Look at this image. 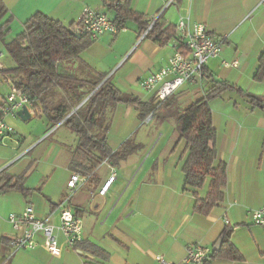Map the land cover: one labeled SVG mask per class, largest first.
<instances>
[{"label": "crops", "instance_id": "crops-1", "mask_svg": "<svg viewBox=\"0 0 264 264\" xmlns=\"http://www.w3.org/2000/svg\"><path fill=\"white\" fill-rule=\"evenodd\" d=\"M3 2L13 17L9 35L12 39L37 13L66 28L78 24L85 8L109 14L114 20L117 15V9H109L104 0ZM124 3L142 14L148 24L161 18L164 27H176L181 17H188L205 25L223 41L222 52L207 65L202 84L184 86L172 99L178 97L183 109L204 97L213 79L228 82L244 92L230 89L210 102L217 132L216 164L227 166L224 200L207 215L195 212V192L198 198H206L209 182L200 190L185 187V142L179 141L175 120V130L168 138L165 125L147 130L136 108L119 105L108 111V145L116 151L132 140L140 148L121 163L123 170L116 174L117 179L105 196L99 192L110 177L107 166H102L71 196L70 205L84 223L82 244L74 250L67 249L61 258L51 256L41 247L15 253L10 246V240L16 236L8 220L11 214H22L31 205L40 218L59 224V208L70 195L67 185L75 173L70 169V161L78 140L61 126L49 136L53 142H46L48 139L43 135L51 124L45 116L37 118L34 112H30L31 119L26 123L36 119L42 124L38 133L29 136L23 129L25 126L16 122L18 116L8 117L15 135L0 141V176L2 173L24 176L28 191L0 194V264H159L156 259L159 256L173 264H182L189 246L198 244L213 250L221 238L224 240L228 227L233 228L230 241L244 260L216 259L211 264H264V229L253 224L250 216V212L264 207V80H255L264 53L262 0H126ZM124 26L122 33L101 36L78 59L60 61V72L75 74L84 82L97 81L98 74L108 77L113 73L108 79L122 93L144 101L154 98L142 89L141 82L168 65L177 44L172 39L167 46H160L144 37L145 29L134 21ZM112 51L114 56L110 59ZM2 62L4 69L15 67L12 59L10 67L3 59ZM233 62H238L237 68L223 65ZM60 91L59 99L65 94ZM7 96L0 93V101L4 102ZM61 129H65L61 132L63 136H55Z\"/></svg>", "mask_w": 264, "mask_h": 264}, {"label": "trees", "instance_id": "trees-1", "mask_svg": "<svg viewBox=\"0 0 264 264\" xmlns=\"http://www.w3.org/2000/svg\"><path fill=\"white\" fill-rule=\"evenodd\" d=\"M104 1L109 9H117L115 22L122 26V30L128 21L140 24L142 30L145 29L144 32L150 27L151 24L145 21L144 16L133 11L127 4L124 3L117 8L116 0ZM160 19L155 22L146 37L163 47L174 39L177 51L187 54L176 27L172 25L164 27ZM12 23L13 17L9 9L3 0H0V49H4L15 63L13 68L1 69L0 74L8 76L13 85L33 102V112L37 118L45 116L52 129L64 121L62 126L76 135L78 143L70 161V169L75 173L93 178L105 161L117 167L139 150V145L134 144L132 140L124 142L116 151L109 147L108 111L119 105L134 107L139 112V119L145 121L148 116L152 114L155 116L175 100L172 96L165 102H159L155 98L144 101L122 93L110 79L105 81L106 75L98 74L97 81L84 82L75 74L60 72L58 65L60 61L78 59L95 42L88 35L76 33L79 24L74 23L66 28L47 15L37 13L24 23V30L20 34L8 40ZM255 80H264V53L260 57ZM104 81L105 83L97 89ZM212 82V87L204 97L185 106L175 118L179 141L185 142L183 166L185 187L200 190L209 182L206 198H198L195 192L194 211L204 215L224 200L228 185L226 164H216L217 132L212 122L210 102L230 89L244 93L228 82L216 79ZM57 89L65 94L54 103L52 98L55 97ZM88 97L89 99L72 114ZM4 107L5 103L0 101V118ZM25 180L24 176L10 177L2 173L0 194L12 190L28 191ZM232 232L233 228L226 229L221 250L219 252L211 250L204 264H211L216 259L236 262L244 260L230 241ZM81 244L82 242L78 246Z\"/></svg>", "mask_w": 264, "mask_h": 264}, {"label": "built area", "instance_id": "built-area-1", "mask_svg": "<svg viewBox=\"0 0 264 264\" xmlns=\"http://www.w3.org/2000/svg\"><path fill=\"white\" fill-rule=\"evenodd\" d=\"M125 1L116 0V7L123 5ZM262 3L264 4V0ZM157 20L151 23L145 31L144 37L147 36ZM78 24L76 33L88 35L94 41L105 34L117 35L122 31V26L116 23L112 16L90 8L83 10ZM176 30L188 53L177 51L178 47L176 46V52L169 60L168 65L141 82L142 89L159 102L167 101L184 86L201 85L207 65L210 61L219 58L224 45L223 41L214 36L205 25L194 23L188 17L180 18ZM1 59L0 51V70L3 69ZM223 65L225 68H237L238 62L224 63ZM6 82L10 84V93L4 99L5 107L0 118V141L2 142L15 135V129L7 122L8 117L17 116V113L24 107L29 112H33V102L23 91L13 85L9 77H6ZM153 120L154 115L152 114L146 118L144 123L150 124ZM63 122L54 129L61 127ZM103 166L110 169V177L99 192L101 196L108 193L111 185L117 179L115 168L108 161H105ZM91 179V177L82 176L79 173L72 174L67 185L70 195L66 198L65 204L59 208V224L40 218L31 205L27 206L22 214H11L8 220L16 232V236L10 240L13 251L16 253L41 247L51 256L61 258L67 249H76L78 244L83 242L84 223L74 213L69 200ZM250 216L253 224L264 229V207L250 212ZM226 224L229 225L228 219H226ZM210 253V249L201 245H191L187 249L182 264H204ZM156 259L159 264H173L162 256Z\"/></svg>", "mask_w": 264, "mask_h": 264}, {"label": "rangeland", "instance_id": "rangeland-1", "mask_svg": "<svg viewBox=\"0 0 264 264\" xmlns=\"http://www.w3.org/2000/svg\"><path fill=\"white\" fill-rule=\"evenodd\" d=\"M14 31H15L14 34H16V30H14ZM123 31L124 30L120 31V33H122ZM12 37L13 36L11 35V36H9L8 39L11 40ZM106 38H111V37L107 36ZM1 49H0V51H1ZM113 49L114 48L112 47V50ZM1 54H2V59H3L4 63H6V66L7 67L12 66L13 63L9 62V60H11V59H9L8 53L3 50L1 52ZM113 56H114V53L112 51V53L110 54V59H112ZM2 59H1V62H2ZM2 65H3V62H2ZM111 75H113V73L110 74V76H108L105 80H107L108 78H111ZM0 93H2V95H4V96H7L8 93H9L8 82H6L5 77L3 75H1V74H0ZM60 94H61L60 89H57V91L55 93V97L52 98L54 103L59 100ZM170 103L171 104L169 106L164 107V109L159 111L158 114H155L153 123L151 125H147L146 124L145 125V129H147V130H149V129L157 130V127L159 129V127L161 125H162V127H163V125H165L166 126L165 133L167 134L168 138L172 136V131L175 130V126H174L173 122H174L176 116L182 110V108H181L182 104L179 101L178 97H176V99L173 102L171 101ZM165 117H167V118H165ZM15 120H16V122H18V123L22 124L23 126H25V127H23V129L25 130V133H26L27 136H29L31 133H34V132L38 133L40 131V127L39 126H41L42 123L38 122L36 119H33L32 121H29L28 123L24 122L19 117H17ZM170 127H171V129H170ZM54 130H55L54 128L53 129L50 128L49 130H45L43 137L46 140L48 139L46 142H53V138L49 137V136L52 134V132H54ZM64 130L65 129H61L60 132L57 133V135H55V136H60L61 132H63ZM162 133H164V132L162 131ZM61 135L63 136V133ZM123 166H124V164H120L119 166H117L115 168L116 174H121V172L123 170L122 169ZM87 189H88V187L86 186L85 190H87Z\"/></svg>", "mask_w": 264, "mask_h": 264}, {"label": "water", "instance_id": "water-1", "mask_svg": "<svg viewBox=\"0 0 264 264\" xmlns=\"http://www.w3.org/2000/svg\"><path fill=\"white\" fill-rule=\"evenodd\" d=\"M106 81V80H105ZM105 81L102 83V84H100V86L97 88V89H99L104 83H105ZM96 89V90H97ZM95 90V91H96ZM90 97V96H89ZM89 97L88 98H86L80 105H79V107H81L88 99H89ZM79 107H77L73 112H72V114L79 108ZM72 114H70V115H72ZM17 116L20 118V119H22L24 122H26V121H28V120H30L31 119V115H30V112H29V110L26 108V107H24L22 110H20L18 113H17ZM222 243H223V238H221L219 241H218V243L216 244V246L214 247V249H213V251L214 252H219L220 251V249H221V246H222Z\"/></svg>", "mask_w": 264, "mask_h": 264}]
</instances>
